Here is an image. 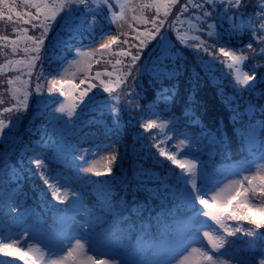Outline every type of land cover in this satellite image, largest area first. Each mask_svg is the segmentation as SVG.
<instances>
[{"label": "trees", "instance_id": "obj_1", "mask_svg": "<svg viewBox=\"0 0 264 264\" xmlns=\"http://www.w3.org/2000/svg\"><path fill=\"white\" fill-rule=\"evenodd\" d=\"M112 2L114 5L112 11L121 15V5L117 0H112ZM150 2L151 0H140L136 13H132L131 16H155L154 8H142L143 4ZM187 2L188 0H179V3L169 12L165 20V28L162 29L166 32L164 40L160 44H157L155 40L151 41L143 50L138 79L134 82L130 81L134 85H138V87L134 86L133 89H130V93L135 91L139 94L137 103L143 104L144 115H138V110L134 111L128 107L131 100H125L123 97L116 100L110 98L102 89H95L97 103H108L109 108H115L114 112L107 109L100 111L97 106V111L86 112L80 119L75 120L74 124H69L67 130L64 128L65 120L61 119L58 127L62 132L53 133L52 128L47 126V132L44 135L41 133L44 130L43 125L50 121L45 113H52L53 109L60 105L66 97H59L58 94L48 96L45 91L44 97L49 101L47 108L34 102L39 97L29 98V107L19 114L21 118L12 129V136L7 140L0 141V243H4L7 233L12 237H19L24 234L27 228H32L42 235L57 230L68 233L67 224L71 213L57 205L51 196V189L40 179L41 170H35V165L29 164L28 152L38 150L47 156L46 167L42 171L49 183L52 184L51 182L56 177L71 185L73 190H78L82 194V201L89 214L100 217L99 223L94 228L97 234L104 233L111 228L113 223H118L119 231L116 233V237L128 250L129 258L141 259L142 252L148 249H155L159 253L166 246L175 249L177 246L171 245L173 241L181 233L189 230L192 221L197 217L191 212V208L182 196L185 181L178 180L175 175L180 174L181 169L176 168L164 157H160L156 147L159 145L166 152H175V140L167 139L161 128L145 131L142 127L143 123L147 122L145 116L152 112L160 114V118L166 123L169 122L164 119V116L169 113L180 117L176 121L177 127L181 132L187 133L197 141L193 144L195 154L200 155V159L205 162L207 170L212 175L211 181H205L206 187L211 191L225 182L229 176L243 169L251 170L255 163L263 160L264 130L257 128L254 144H249L237 130L244 131L251 125L264 123V81L259 80V73L264 69L254 68L257 63L264 64V60L254 57L239 65L241 74L245 72L251 74L255 71L258 76L254 89L249 91L246 85L237 83V73L228 69L225 64L218 61L206 63L209 61V57L201 45V41L207 44L219 41L229 49L236 50L237 54L247 55L246 45L249 42L254 45L256 43L251 39L252 33L246 26L248 14H251L253 7L250 6L246 10L243 22L237 19L235 34L225 33L221 37L219 35L210 37L207 34L206 24L217 23V21H205L199 11L193 10L191 7L186 13L179 12L178 8ZM89 3L93 8L96 7L95 0H89ZM247 3L255 5L254 0H247ZM81 12L82 9L71 7L60 17L51 31L56 35L53 39L52 36H49L43 65L44 79L41 80V83L59 74L60 69L72 57L76 56L79 50L87 48L90 43H98L106 34L117 32L110 26L111 16L108 15V9L105 8L98 13V23L95 29L85 32L79 38L70 40L69 45L60 53L62 59H53L56 42L61 38L68 39L63 28L64 21L69 17L80 16ZM177 16H179V20L176 19ZM198 16H200L199 19H197ZM222 23L224 28L229 27L227 20ZM150 26L148 25V27ZM131 27L140 31L145 28L138 22H133ZM222 31L223 29L219 27L216 29L217 33ZM123 32L131 33V29ZM129 39H131V35ZM9 59H13V57L9 55L6 59L0 55V66L7 64ZM181 63L185 68L180 77L169 79L166 76H161L157 78L152 72L154 67L166 66L168 70H171L173 66H179ZM145 66L148 70H145ZM98 68L99 65L93 62L90 74L94 75ZM193 72L196 73L195 77H193ZM16 77L29 80L26 71L14 72L5 68L3 72H0V100L6 101L0 104V118H3L5 123L9 122L10 115L15 114L3 113V108L14 107L16 104L10 94L7 79H13L17 83L19 81L16 80ZM34 84L35 70L34 76L26 87L34 86ZM164 89L169 90L167 95H171L173 90L176 92L171 105L165 104L162 98L156 96L157 93L164 94ZM190 96H194V99L189 100ZM54 100L58 102L52 103ZM74 104H78V100L73 97L70 109ZM261 104L263 106H260ZM80 107L83 106L80 105ZM189 109L191 110L190 116H184V111ZM117 114L119 115L118 129L113 124ZM234 116L235 119H233ZM67 118L66 112L64 119ZM90 120L100 122L90 124L88 123ZM196 120H199V123H193ZM170 127L171 124H169ZM169 128L168 132H173L169 131ZM7 131L5 129V132ZM91 133H95V135H91ZM173 133H175L174 137L178 136L176 132ZM233 133H237L243 139L244 147L246 146L244 149L247 152L245 154L238 152L237 155H242L241 157L237 155L222 157L221 153L224 148L222 145H226V140ZM75 135H79V141H76ZM52 136L55 139L65 136L62 138L76 144L77 148L74 149L77 152L76 157L83 160V163L76 164V168L69 163L70 160L67 163H64L62 158L60 161L57 160L52 147L48 145ZM213 136H215L216 142H212ZM162 140L165 142L161 143ZM15 142L20 145L15 148L16 160L8 161L5 159L4 152L9 150L12 143ZM103 149L111 151L110 157L113 154L117 157L115 161H110L109 157L107 167L111 164V173L108 174L106 169L105 175L96 176L94 180L82 178L80 168H83V165L87 163L84 157L91 162L95 155ZM197 164L199 166V162ZM170 169H174L175 174ZM186 169L185 176H187ZM8 174H13V176L6 179ZM28 181L34 192L23 188L22 183L27 184ZM201 186L203 185H200V188ZM135 193L140 195H138L139 201H146V205L141 207L142 203L135 200ZM6 194H9L8 197L18 204L15 212H11L8 208L4 199L7 197ZM152 195H158V197ZM147 196H150L148 202L150 210H147ZM124 202L127 203L124 204ZM176 203L177 206H175ZM109 208L113 211H109ZM158 209L161 211L157 212ZM17 212L24 216L23 224L18 223ZM157 214L164 216H160L156 220ZM145 215L149 219L154 216L151 224H141ZM134 217H138L140 220L135 222ZM229 223L234 222L230 221ZM243 227L252 228L246 222L243 223ZM260 231L264 233V229ZM227 240L225 248L218 250L219 257L230 255L250 257L264 250V240L246 237L243 232L235 237H227ZM0 264H23V261H20L16 256L5 257L0 253Z\"/></svg>", "mask_w": 264, "mask_h": 264}, {"label": "snow or ice", "instance_id": "obj_2", "mask_svg": "<svg viewBox=\"0 0 264 264\" xmlns=\"http://www.w3.org/2000/svg\"><path fill=\"white\" fill-rule=\"evenodd\" d=\"M96 7L93 8L89 0H0V55L6 59L9 55L18 56L23 54L25 58L9 59L7 64L0 66V72L5 68L14 70L16 72H25L29 80L34 76L35 70V84L34 86L25 87L23 90L16 88L13 90V95L16 97V104L14 107H4L3 113L15 114L8 117V123H5L3 118H0V141L7 140L12 136V129L20 120V113L29 107L30 97H39L34 102L41 107L47 108L49 101L44 97L45 91L48 96L57 95L59 97H74L78 100V104L67 111V119L64 121V128L67 130L69 124H74L75 120L80 119L83 114L88 111H103L107 109L114 112L115 108H109L108 103H97L95 97V89H102L110 98L119 100L123 97L125 100H131L128 105L132 110L137 111L138 115H144L143 104L137 103L138 93L130 89L138 87L130 81L134 82L138 79L141 71V55L143 50L151 41H156L160 44L164 40L165 20L169 12L174 6L179 3V0H151L150 3L142 5L143 9H155V16L146 17L141 15L138 18V23L145 26L143 31L129 26L131 33L117 31L116 33H109L103 36L99 41L98 47H93L90 52H81L80 55L89 57V67L86 74L79 78L78 81L73 79H58L51 78L44 83L43 65L45 62L46 49L48 46L49 32L53 30L60 17L67 12L71 7L82 9L81 15L78 17H69L64 21L63 28L67 40L59 39L54 45V53L52 58L55 60L62 59L61 51L69 45V41L81 37L85 32L95 29L98 23V13L108 9V15L111 16V21H119L122 19V14L118 15L112 11L114 5L112 0H95ZM253 7L251 14H248L247 28L251 31L252 37L256 43L249 42L246 45L248 50L247 55L237 54L236 50L229 49L225 44L216 41L212 44H207L201 41L203 51L209 57L211 63L218 61L225 64L228 69H232L237 73L236 81L247 86V90L251 91L255 87V82L258 76L255 71L251 74L245 72L241 74L239 65L245 61L259 57L264 60V0H256L254 6L249 5L247 0H188L187 4H183L178 8L179 12H188L189 7L193 10H198L200 16L205 21L216 20L217 23H207L208 36L219 35L220 37L227 34H235L237 29L236 21L240 19L243 22V17L247 13L249 7ZM163 17L162 19L159 17ZM197 17V19L200 18ZM179 20V16L176 17ZM227 20L229 27L224 28L223 21ZM148 25H151L148 27ZM204 27V25H201ZM223 29L222 32L217 33V28ZM31 33V34H30ZM131 35V39L129 36ZM182 38V37H181ZM197 39H199L197 37ZM47 41V43H46ZM115 46V47H114ZM135 49V51H133ZM175 59V57H174ZM99 65V68L92 72V63ZM184 64L173 66L171 70L165 67H154L153 74L160 78L166 76L171 79L173 77H180L183 75ZM254 68L264 69V64L257 63ZM145 70L147 66H145ZM196 73L193 72V77ZM19 80V77H16ZM259 80L264 81V71L259 73ZM13 79H7L9 88L13 85ZM24 85H29V81H24ZM119 90V91H118ZM168 89H164V94L157 93V98H162L167 105L173 103L176 95L175 90L171 95H167ZM194 99L190 96L189 100ZM5 100H0V104L5 103ZM58 101H52L57 103ZM82 105L83 107H80ZM79 108V111H77ZM53 112L65 113L64 107L54 108ZM191 110H185L184 116H190ZM48 120H55L57 117L53 113H45ZM75 117V119H73ZM156 117V118H153ZM160 114L152 112L145 116L146 123L142 127L145 131L155 128H168L169 131L176 132L178 136H183L176 145L177 148L185 147L187 152L185 155L191 153V144L197 143L187 133L181 132L177 127L176 121L180 117H176L174 113H169L164 116V119L169 123H158ZM236 117L234 116L233 119ZM100 121L90 120L88 123H99ZM199 123V120L193 121ZM114 126L119 128V115L113 121ZM264 130V123L251 125L244 131L237 130L240 135L246 138L249 144H254L256 141L257 128ZM5 129L8 131L5 132ZM95 135V133H91ZM167 139L171 140L172 137ZM165 141H161L164 143ZM212 142H216L215 136ZM160 157H164L170 161L176 168L181 169L180 174H175L174 169H170L176 175L178 180H184L186 187L183 190L182 196L186 204L191 208V212L197 217L192 221L191 230L177 241V247L172 251V258L175 264H188V257L180 259L189 248L193 253H197L200 257L203 256L209 260V264H223L222 261L217 262L212 253L204 251L207 245L204 244L205 238L212 242L213 252L224 249L228 243L227 237H235L237 234L243 232L246 237H255L264 240V233L260 230L264 229V165H261L259 172L256 175H244L242 179H233L225 187L220 188L219 192L209 191L207 194L203 193L200 188L201 179L211 181L212 175L207 170L204 161L200 159L199 154H192L191 162L187 166V176L184 175L185 164L178 160L177 155L173 152H166L164 148L156 146ZM115 152V149H113ZM116 155L110 157V161H115ZM264 159V157H262ZM47 156L38 150H33V154L29 157V164L35 165V170H41L40 179L45 185L51 189V196L58 200L60 204L65 203V199L69 195L67 191L60 194L59 189L55 185L49 183L48 178L43 173L46 167ZM199 162V166L197 164ZM34 170V174H35ZM84 171H91L85 168ZM112 171L111 164L107 167V173ZM106 173L96 171L97 177L105 175ZM103 183V182H100ZM190 189V191H188ZM214 192L209 199V193ZM77 198V202H82L83 196L78 190H73ZM211 200V202H210ZM199 205V208L196 207ZM109 211L113 209L109 208ZM63 211V210H62ZM203 215L208 219H199ZM211 220L214 223H209ZM100 217L94 214H89V218L85 221L88 230L83 231L84 225H81L82 234L71 235L62 230L50 232L47 235H42L38 232L29 236V239H36V242L42 245L41 248L35 249L40 253L36 259H33L25 248V242L14 246L10 243H0V253L5 257L16 256L23 264H109L108 260L99 259L101 255H108L115 253L118 257H124L125 260L117 259V264H127L128 250L124 248L121 241L116 237L119 231L118 223H113L111 228L104 233L97 234L94 231V226L99 223ZM234 223H229V222ZM246 222L252 228L243 227ZM213 226H215L216 234L213 235ZM223 232L221 236L219 233ZM19 239V238H17ZM75 241L73 244L72 241ZM65 241H68L65 245ZM83 241V242H82ZM193 245H197L193 247ZM31 249L32 245H28ZM102 247L107 248V251L100 250ZM47 249L50 256L45 258L43 249ZM91 251L93 255L87 253ZM61 253H66L61 255ZM52 257H56L53 259ZM95 257V258H94ZM11 262V261H8ZM235 264H264V250L252 256L237 255Z\"/></svg>", "mask_w": 264, "mask_h": 264}, {"label": "rangeland", "instance_id": "obj_3", "mask_svg": "<svg viewBox=\"0 0 264 264\" xmlns=\"http://www.w3.org/2000/svg\"><path fill=\"white\" fill-rule=\"evenodd\" d=\"M117 1L123 9V10L121 9L122 19L119 21L110 22V26L116 31H118V30L119 31H127L130 28L129 26L131 24H133V22H138L139 17H137L136 15L131 16V14L136 13L140 0H117ZM254 2L256 3V0H254ZM140 25H142V24H140ZM55 35L56 34H52L51 31L48 34V36H52V39L55 37ZM92 44L93 43H90L87 48H83V49L79 50L77 52L76 56L72 57V59L70 61H68L60 69L61 71L59 72V74H57L53 77L58 78V79H73L76 81H78L79 78H82L84 76V74H86V71L89 67V57L82 56V55H80V53L81 52H90L93 47L99 46V42L95 43L93 45ZM12 57H13V59L25 58L23 54H20L18 56H12ZM11 71H14V70H11ZM14 72H16V71H14ZM17 81H19V82L16 83V81H14L13 85L10 88V94L15 101H16V97L13 95V90L16 88H20L21 90H23L26 87V85H24L23 82L29 81V80H27L23 77H20L19 80H17ZM72 102H73V97H66L65 99H63L61 104L55 108L64 107L65 113H66L70 109ZM260 106H263V105L261 104ZM52 113H53V115H55L57 117V119L50 120V121L44 123V125H43L44 130L41 131V133H43L44 135L47 132V126L52 128L53 133L62 132V130L58 126H59V120H61V119L66 120V119H64L65 113L64 114L56 113V112H52ZM153 118H156V117H153ZM161 122L166 123L163 119L159 118L158 123H161ZM41 128H42V126H41ZM168 128H163L161 130L167 138L172 137L171 140H175V145H177L179 143V140L183 139L184 137L183 136L174 137L175 133L168 132ZM62 137H65V136H59L57 139H55L54 136H52L51 138L49 137L50 140L48 141V145L52 147V150L54 152V156L58 158L57 160L60 161L62 158L64 163H67L68 160H70L69 163H71V165H73L74 167L77 168L76 164L83 163L82 162L83 160H80L79 158L76 157L77 152L74 149L77 148V145L72 143L71 141L67 140L66 138H62ZM75 139H76V141H79L80 140L79 135H75ZM17 141H19V140H17ZM226 141H227L225 143L226 145H222L224 147L222 150V153H221L222 157L226 158L229 156L237 155L238 152H242L244 154L247 152L244 149L246 146L244 147L243 139L237 133H233L229 137V139H227ZM188 143L191 145V153H189L188 155H185V153L188 151L187 148H185V147H180V148L176 147L175 152H173L174 154L177 155L178 160H180L182 163L185 164V168H187L188 163L191 162L192 154H195L194 145L191 144V141H189ZM18 146H20V145L17 142L12 143V146L10 147V149L4 152L6 160H8V161L16 160L15 148H17ZM226 147H228V148H226ZM32 154H33V150L29 151L28 152V158ZM110 155H111V151L109 149H103L102 151H100V153L95 155V157L93 158V160H91V162H89L88 159L86 157H84V159L87 161V163L83 165V168L82 167L80 168L81 177L84 179H88V180H94L96 178V175H95L96 171L106 172L107 164H108V160H109ZM237 156L241 157L242 155H237ZM261 165H264V159L258 163H255L252 166L251 170L243 169V170H240L239 172H236L235 174L229 176L225 182L218 185L219 187L216 188V192H219L220 188H225L233 179H242V177L244 175H256L259 172ZM85 168L91 169V171H84ZM148 174H150V172H148ZM12 176H13V174H8V175H6L5 178L9 179ZM14 181H15V178H14ZM51 183H52L51 185H55L59 189L60 194H63L65 191H67L69 193V195L65 199L64 204H60L58 202V200L55 199L58 206L63 207L64 209H66L67 211H69L71 213V215H70L71 218L67 224L68 233L73 235V236L82 234V231H81V225L82 224L84 225L83 231H87L88 228H87V225L85 224V221L89 218V211H88L87 207L85 206V204L83 203V201L77 202V198H76L75 194L73 193L72 186L65 183V182H62L61 180H58V178H56V177L54 178V180ZM28 184L30 187L27 186ZM22 185H23V188H25L27 191L31 190L32 192H34L33 187L31 186V183L29 181L27 184H25V182H23ZM200 185L204 186V187L201 186V191L203 193L207 194L210 191V189H208L205 185V180L201 179ZM185 187H186V184H184V189H185ZM184 189H182V193H183ZM188 191H190V189H188ZM135 194H136L135 200H137V202L142 203L141 207L146 205V201L145 200L139 201V199H138L139 194H137V193H135ZM214 194H215L214 192H210L209 193V199ZM6 196L7 197H5L4 199L7 203L8 208L11 210V212H15L16 205L18 206V204H16L13 199L8 197V196H10L9 194H6ZM152 196L158 197V195H152ZM149 197L150 196H147V210H150V206L148 203ZM132 202H133V204L135 203L134 200ZM210 202H211V200H210ZM126 203L127 202H124V204H126ZM175 206H177V203L175 204ZM197 206L198 205H196V207ZM17 211H18V209H17ZM160 211H161L160 209L157 210V212H160ZM17 214H18V220H19L18 223L23 224L24 219H25L24 216L20 215L19 212H17ZM160 216H162V215L157 214L156 220ZM133 219L135 222L140 220V219H138V217H134ZM199 219H208V218L201 215V216H199ZM153 220H154V216H152V218L149 219V217L147 215H145L143 217L141 224H151V221L153 222ZM209 223H214V222L209 220ZM213 227H214L213 230H209V231H212V234L215 235L216 234L215 226H213ZM94 228H96V225L94 226ZM190 230H191V228L189 230L181 233L179 236H177L176 239L174 240L175 242L173 241V243L171 245L177 246V241L179 239H181L184 235H186ZM94 231H95V229H94ZM33 233H36V231L33 230L32 228H27L25 230L24 234L22 236H19V237H12L11 234L7 233V235L5 236L4 243H10V244H13L14 246H18L20 243L26 241L25 248L23 250L28 251L29 255L33 259H36V257L39 256L40 253L37 252L35 249L41 248L42 245L38 244L36 242V239H29V236L32 235ZM219 234L221 236H223V232H220ZM17 238H19V239H17ZM67 243H68V241H65V245H67ZM72 243L74 244L75 241L73 240ZM204 244L207 245V247L204 249V251L212 253L213 258L217 262L222 261L223 264H235V260L237 257L232 256V255L219 257L217 255L218 251L213 252L212 242H210L207 238H205ZM28 245H32V248L30 249L28 247ZM196 246L197 245H193V247H196ZM170 247H168V246L163 247L161 249L160 253L155 249H148V250L142 252L143 254L141 256V259L137 258L138 260L135 258H129L127 256V264H175V260L172 258V251L174 249H172ZM100 250L107 251V248L102 247ZM43 251L45 253V258H47V256L51 255L50 253H48V250L46 248L43 249ZM64 254H66V253H61V255H64ZM87 254L93 255V253L91 251H89ZM184 257H188V264H209L208 259H206L203 256L200 257L197 253H193L191 248H189L188 251L185 252L184 255L180 257V259L183 260ZM52 258L55 259L56 257H52ZM99 259L108 260L109 264H114V262H117V259H120L121 261L125 260L124 257H122V256L118 257L115 253H110L108 255H101V256H99Z\"/></svg>", "mask_w": 264, "mask_h": 264}, {"label": "clouds", "instance_id": "obj_4", "mask_svg": "<svg viewBox=\"0 0 264 264\" xmlns=\"http://www.w3.org/2000/svg\"><path fill=\"white\" fill-rule=\"evenodd\" d=\"M114 264H117V262H114Z\"/></svg>", "mask_w": 264, "mask_h": 264}]
</instances>
